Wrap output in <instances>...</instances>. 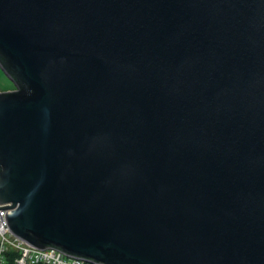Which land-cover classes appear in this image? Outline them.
Here are the masks:
<instances>
[{"label":"water","instance_id":"obj_1","mask_svg":"<svg viewBox=\"0 0 264 264\" xmlns=\"http://www.w3.org/2000/svg\"><path fill=\"white\" fill-rule=\"evenodd\" d=\"M0 210L92 264H264V0H0Z\"/></svg>","mask_w":264,"mask_h":264},{"label":"built area","instance_id":"obj_2","mask_svg":"<svg viewBox=\"0 0 264 264\" xmlns=\"http://www.w3.org/2000/svg\"><path fill=\"white\" fill-rule=\"evenodd\" d=\"M6 207V205H1ZM8 210H0V264H6L10 252L17 253L14 264H92L82 259L72 258L56 249L40 250L16 237L6 222Z\"/></svg>","mask_w":264,"mask_h":264},{"label":"rangeland","instance_id":"obj_3","mask_svg":"<svg viewBox=\"0 0 264 264\" xmlns=\"http://www.w3.org/2000/svg\"><path fill=\"white\" fill-rule=\"evenodd\" d=\"M15 89V84L10 80V78L0 67V93L15 91Z\"/></svg>","mask_w":264,"mask_h":264},{"label":"trees","instance_id":"obj_4","mask_svg":"<svg viewBox=\"0 0 264 264\" xmlns=\"http://www.w3.org/2000/svg\"><path fill=\"white\" fill-rule=\"evenodd\" d=\"M18 257L17 253L10 252L6 256V264H14L15 258Z\"/></svg>","mask_w":264,"mask_h":264},{"label":"bare ground","instance_id":"obj_5","mask_svg":"<svg viewBox=\"0 0 264 264\" xmlns=\"http://www.w3.org/2000/svg\"><path fill=\"white\" fill-rule=\"evenodd\" d=\"M9 211V210H8Z\"/></svg>","mask_w":264,"mask_h":264}]
</instances>
